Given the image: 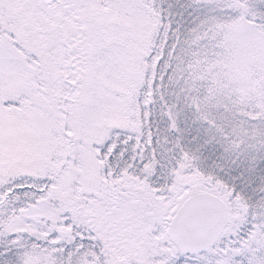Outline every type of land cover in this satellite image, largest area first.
Here are the masks:
<instances>
[{
    "label": "snow or ice",
    "instance_id": "snow-or-ice-1",
    "mask_svg": "<svg viewBox=\"0 0 264 264\" xmlns=\"http://www.w3.org/2000/svg\"><path fill=\"white\" fill-rule=\"evenodd\" d=\"M0 264H264V0H0Z\"/></svg>",
    "mask_w": 264,
    "mask_h": 264
}]
</instances>
